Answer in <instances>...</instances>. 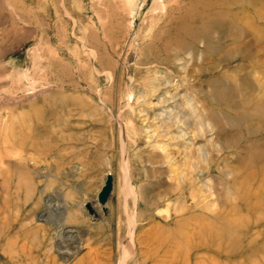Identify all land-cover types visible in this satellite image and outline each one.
Segmentation results:
<instances>
[{
    "label": "rangeland",
    "instance_id": "rangeland-1",
    "mask_svg": "<svg viewBox=\"0 0 264 264\" xmlns=\"http://www.w3.org/2000/svg\"><path fill=\"white\" fill-rule=\"evenodd\" d=\"M186 3L0 0V264H132L158 227L229 203L243 218L199 264H264V27L237 2L241 27L212 32L207 54L175 32ZM62 96L81 102L52 151L9 141L10 117Z\"/></svg>",
    "mask_w": 264,
    "mask_h": 264
},
{
    "label": "bare ground",
    "instance_id": "bare-ground-1",
    "mask_svg": "<svg viewBox=\"0 0 264 264\" xmlns=\"http://www.w3.org/2000/svg\"><path fill=\"white\" fill-rule=\"evenodd\" d=\"M237 2L242 4V9L245 7L251 10V18H253L250 22L251 24L260 22L261 27H264V13L262 14L263 17L258 18L261 14L252 9L257 3L260 4L261 8H264V0H188V3L184 4L185 6L181 5L179 7L181 15L176 18H179L183 22L176 28L175 32L178 35L203 39L207 54H209L211 52L209 51L210 47L208 44L210 41L212 42V32L219 31L221 28L227 27V25L228 27L230 26V30L232 29L233 32H235V29L238 30L239 26L241 27L237 20L239 15L242 16L243 14L241 11L239 12L235 9L236 5L234 4H237ZM242 29L247 31L245 28ZM67 97L62 96L58 100L56 98H47L40 103L30 102L26 112H21V114L10 117L6 125V130L10 134L9 141L20 149H32L40 152L52 151L54 146L47 140L54 138L56 141H61L63 130L70 129L68 126L70 119L69 115H67L66 109L68 106L66 108V103L72 101L76 107L79 108L80 106L79 103L81 101L78 97ZM56 103L60 107L58 110L56 109ZM88 107H90L89 103ZM40 129L43 131L41 134H38ZM17 155L20 156L19 154ZM263 172L264 170L261 171V173ZM255 187L262 191L264 189V182ZM244 188L245 191L240 195L239 203L245 209L250 210L252 214V210L256 208L258 203V200L253 197L255 188L249 184L245 185ZM249 196H252V198H249ZM236 208L233 204L229 203V209L216 211L208 221L204 220L203 215L195 214L176 220L172 228L158 227L157 231L153 233L151 241L147 243V250L140 254V259L134 252L135 258L132 264H189L187 262L188 259H185L188 258L189 253L194 254V259L191 260H194L193 264H199L201 263V259L198 256L202 252L220 255L219 252L222 251L221 249L218 250V246L216 247L219 241L215 245L216 236L211 235V237H214L211 238L209 235L210 233L222 235L221 232H228L229 236L233 227L232 225L236 224V219L243 218L242 216L240 217L241 214L237 215ZM93 214H97V211L94 210ZM263 218L257 217L259 223L263 222ZM227 234H225V237H228ZM125 246L127 247V244ZM122 251H124L123 254H121ZM122 251L120 259L124 260L130 251L128 254V250L127 252L125 250ZM93 260L91 254H88L81 257L75 264H98V261L94 263Z\"/></svg>",
    "mask_w": 264,
    "mask_h": 264
},
{
    "label": "water",
    "instance_id": "water-1",
    "mask_svg": "<svg viewBox=\"0 0 264 264\" xmlns=\"http://www.w3.org/2000/svg\"><path fill=\"white\" fill-rule=\"evenodd\" d=\"M111 190V177L110 175L107 173L105 175L104 181L101 185V187L99 188L97 194H96V199L99 203H104L106 198L108 197V194ZM86 207L88 210H90V207L88 204H86Z\"/></svg>",
    "mask_w": 264,
    "mask_h": 264
}]
</instances>
